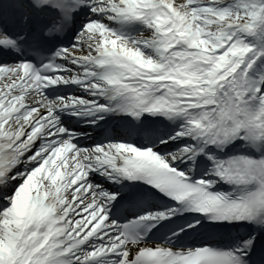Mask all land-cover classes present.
<instances>
[{"label": "snow or ice", "instance_id": "obj_1", "mask_svg": "<svg viewBox=\"0 0 264 264\" xmlns=\"http://www.w3.org/2000/svg\"><path fill=\"white\" fill-rule=\"evenodd\" d=\"M0 264H264V0H0Z\"/></svg>", "mask_w": 264, "mask_h": 264}]
</instances>
